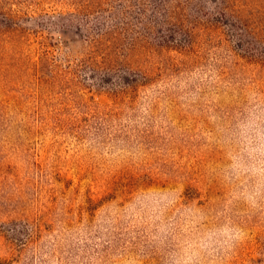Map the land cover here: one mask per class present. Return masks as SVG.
Here are the masks:
<instances>
[{
    "label": "rangeland",
    "instance_id": "obj_1",
    "mask_svg": "<svg viewBox=\"0 0 264 264\" xmlns=\"http://www.w3.org/2000/svg\"><path fill=\"white\" fill-rule=\"evenodd\" d=\"M0 264H264V0H0Z\"/></svg>",
    "mask_w": 264,
    "mask_h": 264
}]
</instances>
